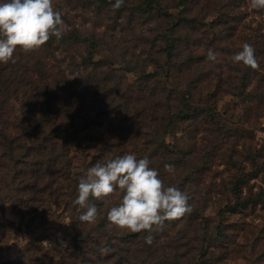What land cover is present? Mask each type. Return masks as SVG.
Here are the masks:
<instances>
[{"label":"trees","instance_id":"1","mask_svg":"<svg viewBox=\"0 0 264 264\" xmlns=\"http://www.w3.org/2000/svg\"><path fill=\"white\" fill-rule=\"evenodd\" d=\"M113 1L98 0L97 3L103 7ZM190 7L188 0H179L172 7L179 9L174 14L167 0H124L117 9L116 21L127 18L131 29L141 21L140 27L155 23V28L150 29L154 31L153 36L148 37L146 31H141L136 38L142 46L150 45V54L142 62L144 67L153 69H140L138 63L137 68L119 63L143 74L137 83H129L115 67L118 62L104 54L106 48H118V41L112 38L114 34L108 36L96 30L84 34L77 26L64 28L61 39L52 37L38 50L18 49L14 53L15 62L0 63V104L14 99L19 105L13 123L20 133L10 140L7 135L0 136V145L6 148L12 161L11 153L24 151L22 156L15 157L17 165H22L15 180L23 179V187L32 185L44 199L63 201L67 209H72L77 227H85L86 222L79 220L84 210L73 201L77 198L79 179L86 174L76 164L74 149H94L96 154L90 167L127 153H134L138 159L147 157L149 166L159 172L164 183L175 185L182 192H187L188 185L202 172L200 165L187 164L190 157H197L199 141L182 146L166 140L176 121H192L196 127L201 120L221 123L215 107L225 80L221 70L213 72L206 68L187 75L185 81L182 78L191 67L190 62H200L196 49L202 45L197 35L204 21L199 13H189ZM81 46L84 52H79ZM218 46L219 42L215 44ZM188 50L192 51L187 54ZM57 52L62 56L58 57ZM211 74L216 76L217 86L214 91L204 93L202 89L208 81L205 75ZM250 77L245 73L232 87L233 91L239 96L247 95ZM4 122L7 120L0 117V135ZM165 164L174 165V174L165 171ZM188 194L191 213L166 221L161 231L151 233L153 242L147 244L145 237L149 233L146 231L122 230L117 236L109 235L113 226H109L107 212L122 198L117 190L107 202L93 201L99 210L97 237L91 230H83L77 236L75 250L66 259L56 262L52 258L35 264H188L179 251L185 244L186 231L179 228L187 221L193 225L202 217L198 210L201 207H194L195 198ZM3 239L0 237V242ZM0 264L16 263L7 260Z\"/></svg>","mask_w":264,"mask_h":264},{"label":"rangeland","instance_id":"2","mask_svg":"<svg viewBox=\"0 0 264 264\" xmlns=\"http://www.w3.org/2000/svg\"><path fill=\"white\" fill-rule=\"evenodd\" d=\"M92 1L53 0V6L62 13L63 28L77 26L84 34L94 30L106 32L108 36L114 34L112 38L118 41V48H106L104 54L118 62L115 67L129 83H137L143 74L127 68H137V63L143 70L153 67H144L142 62L150 54V45L142 46L136 38L141 31H146L148 37L153 36L154 31L150 29L155 28V23L140 27L141 21L131 29L127 18L116 21L117 9L112 8L115 1L103 7H99L98 0ZM188 1L192 6L188 12L199 13L204 27L197 35L202 44L196 49L200 62H190L191 67L182 78L185 81L187 75L210 68L213 72L221 70L225 80L215 100L221 123L201 120L196 127L192 121H176L166 136L167 142L182 146L199 141L197 157H190L187 164L203 168L185 192L195 198L193 206L201 207L198 210L202 217L193 225L187 221L180 226L187 238L179 251L188 264H264V9L251 8L250 0ZM178 2L167 0L171 8ZM171 11L177 14L179 9ZM218 42L219 46L215 47ZM244 43L255 48L260 64L258 70L231 62L230 57L240 51ZM209 49L220 53L217 63L207 61ZM78 50L84 52V47ZM57 55L62 56L59 52ZM121 62L128 67L119 64ZM245 73L251 76L247 95L239 96L232 87ZM205 77L208 81L202 92L214 91L216 76ZM8 102L0 104V115L7 114L0 116L7 120L2 124L0 136L7 135L10 140L20 133L13 123L19 105L14 99ZM195 135L196 139H192ZM23 152L11 153L12 161L6 148L0 145V237H4L0 242V261L35 264L53 258L60 262L73 253L81 231L91 230L95 237L100 234L98 220L77 227L72 209H67L63 201L44 199L32 185L23 187V179L15 180L22 167L17 165L15 157L22 156ZM73 153L80 172L86 174L96 154L94 149H74ZM35 197H39L38 200ZM121 232L113 226L109 235L117 236Z\"/></svg>","mask_w":264,"mask_h":264},{"label":"clouds","instance_id":"3","mask_svg":"<svg viewBox=\"0 0 264 264\" xmlns=\"http://www.w3.org/2000/svg\"><path fill=\"white\" fill-rule=\"evenodd\" d=\"M124 0H115L113 9H119ZM253 9H264V0H250ZM62 13L55 10L53 0H0V63L15 62L14 53L38 50L52 37L64 35ZM220 53L209 49L207 61L217 63ZM234 64L253 70L260 67L255 48L244 43L240 51L230 57ZM147 157L137 158L134 153L97 162L81 176L77 198L73 204L84 210L81 222L95 223L99 210L93 201L107 202L119 190L122 198L107 212L109 226L132 233L148 232L145 242H153V231H161L166 221L191 213L189 194L175 185H166L159 172L149 166ZM164 169L174 174L175 167L165 164ZM102 251H106L102 250Z\"/></svg>","mask_w":264,"mask_h":264}]
</instances>
